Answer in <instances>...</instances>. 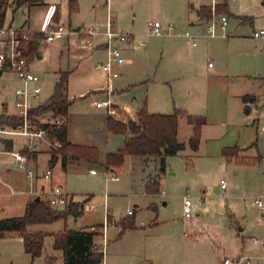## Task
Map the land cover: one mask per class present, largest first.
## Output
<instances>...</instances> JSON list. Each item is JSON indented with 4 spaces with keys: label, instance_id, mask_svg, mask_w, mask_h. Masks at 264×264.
<instances>
[{
    "label": "rangeland",
    "instance_id": "374dc122",
    "mask_svg": "<svg viewBox=\"0 0 264 264\" xmlns=\"http://www.w3.org/2000/svg\"><path fill=\"white\" fill-rule=\"evenodd\" d=\"M187 1L111 0V15L118 32L131 34L135 38L138 36L137 42L145 43L146 48L138 54L149 51V55L144 58L145 67L143 66L148 72L146 82L149 84L124 92L121 95L122 101L133 104L141 97H148L157 103L165 97L167 101L170 98L168 102L171 103V98L174 97L177 101L187 100L197 105L200 102L201 114L198 115L205 118L206 125L199 151L195 153L185 147L177 154L168 156L163 173H159L158 158L154 156L148 157L146 161H142L144 158L141 156L128 157L121 171L111 173L102 164H90L82 159L68 160L66 169H63L59 155L48 166L50 153L42 152L40 155L38 171H51L50 180H39L45 191L59 187L79 201L89 195V201L95 207L90 212H82L78 216H69L51 224H35L32 228L42 231H59L64 228L81 230L104 223L105 234L104 227H96L99 234L95 241L99 247L103 245L105 264H223L224 259L234 260L239 257L248 260L249 264H264V246L253 243L247 232H235L237 224L248 225L252 221L251 217L258 213L252 202L264 193V162L259 161L255 166L227 165L225 161L218 159L220 154L213 149L209 150L210 143L214 140L239 141L238 146L249 147L248 153L251 155L264 156V138L257 133L256 123L253 124V120L260 116L264 98V40L241 37L227 49L223 48L219 53L209 55L204 64L214 65L226 77L208 79L203 76L201 84H191V89L187 84H181V77L174 76L170 80L174 74L164 71V37L177 36L173 39L178 44L177 47L189 49L182 43L187 39L183 37L182 25L177 23L185 11ZM104 2L99 0L102 20H106ZM14 8L7 9L5 24H9ZM26 18V9L18 7L14 12V25H20ZM149 21H158L166 27L172 25V34L151 35L147 26ZM169 57H172L171 54ZM82 86L83 84H72L71 89L78 91ZM48 90L43 96L49 95ZM245 94L256 97V106L250 103L242 106L241 98ZM70 105L71 129L76 134L83 131L79 129L82 122L79 115L87 114L91 117L102 111L91 107L85 97L76 99ZM246 110L249 112L246 113ZM113 118L119 120L118 115ZM36 121L50 126L53 118L44 113ZM96 124L99 125L97 121ZM82 127L85 129V123ZM190 135L191 128L181 118L178 141L186 143ZM248 136L251 140H247ZM115 138L120 137H112L108 144L113 151L122 146H116ZM15 140L21 143L26 141L24 137H16ZM89 169H94L96 174L91 175ZM112 174L118 176L119 180L107 179ZM150 178H160L163 198L145 194L144 187ZM221 179L226 183L225 197L221 192ZM28 180L20 176L21 188L24 190L29 186ZM152 186L156 188L154 183ZM186 194L190 202H193L195 195L213 197L211 213L195 220V213L192 211V217L184 219L182 203ZM41 196L42 200H47L45 194ZM26 197L15 194L3 198L0 201V216H21ZM221 197L222 200H219ZM163 201L166 205H163ZM150 205L152 206L149 207ZM128 209L135 211V223H143L144 231L119 235L120 228L107 225L105 215L109 213L114 219H122ZM228 214L232 216L230 223ZM261 235L262 232L255 233L252 237ZM51 243L52 238L47 235L37 264H44L45 256L51 251ZM24 256L21 244L15 240L0 239V264H23Z\"/></svg>",
    "mask_w": 264,
    "mask_h": 264
},
{
    "label": "crops",
    "instance_id": "0c3cea01",
    "mask_svg": "<svg viewBox=\"0 0 264 264\" xmlns=\"http://www.w3.org/2000/svg\"><path fill=\"white\" fill-rule=\"evenodd\" d=\"M104 1L105 2L103 8L105 10L106 20L101 19V8H100L99 0H44V2L40 4H34V5L23 4L21 6H16L14 0H8L5 13L7 12V9L12 8L13 6L15 8L12 10V17L9 24H5V22L3 21L2 24L5 26L11 25L13 27L28 28L29 30H33V32L37 33L38 32L37 30L39 29V26L44 18L47 6L54 5L55 12L53 16V22L62 23L65 25L67 29V33L62 40H56L53 42H45V41L39 42L38 40L37 49H36L37 54L30 59L31 71L34 72L36 75H38L40 78L39 80V85L41 87V92L39 96L40 103H44L51 97L53 93L54 85L59 78V74L64 72L68 74L67 87H68L69 105L74 103L76 99H81L85 97L88 99L90 106L94 107L93 103L95 101L101 99H108L110 100L112 105L119 111L118 121L124 123L128 122L129 120L135 121L136 113L143 105L146 106L147 111L151 114H171L175 108H178L185 110L190 115L201 116L198 115L201 114L200 102L197 105L196 103L193 102L190 103L187 100L177 101V99L174 97L171 98V103L168 102L170 101V98L167 101V98L165 97L157 103L154 101L152 102L151 100H149L148 97L147 98L141 97L138 100V102H134L133 104L124 103L122 101L123 99L121 98V95L124 92L130 91L134 89V87L135 89H139L142 84H149L146 82V78L149 76L148 72L144 70L145 67L144 58L147 57V55H149V51L145 50L144 54L142 55L138 54L139 52H141L143 49L146 48L145 45L142 48L139 47V44L144 42H140V43L137 42V39L139 40L138 36L136 38L135 36L132 37V39L126 43L114 42L115 45L120 47L122 55L127 62L122 65L115 66L114 69L115 71L118 72V76L116 78H113L109 83L107 82L105 73L100 68L97 67V64L104 63L107 59V39L103 34V32L105 30L106 22L108 18L111 19L113 30L114 31H118V30L114 26V22L111 15L112 12L111 0H104ZM225 1L227 2L226 13L220 11L219 13L225 14L227 16V24L224 29H221L219 23L217 22L216 35L213 37H210L208 35L207 26H208L209 18L207 19L203 17L199 12L200 8H208L204 0L187 1V6L185 8V11L183 12V15L180 16V20H178L177 23L182 25L180 26L182 30H184L183 37L187 39L185 40V42L182 43L183 45L188 46L189 49L184 50L182 48L177 47L178 44L173 41V39L176 38L177 36L164 37L165 41L163 43V48L166 54V62H165L166 65L164 66L165 67L164 71L165 72L168 71L169 73L174 74L173 76H171L170 80L174 79V76L175 78L181 77L183 80L181 84H187L188 88L191 89V84H201V79L203 78V76L208 79H220L222 77H226V75L221 73V71L215 68L214 65L209 66V63H207V65L204 64L205 60L209 58V55L213 53H219V51L222 50L223 48L227 49L232 45V43H235L236 40L241 39V37L249 36L253 39L264 40V37L253 36V32L261 29L264 30V0H225ZM70 6L75 8L73 12H70L69 10ZM18 7H23L26 9L27 18L26 20H24V22L20 23V25L15 26L14 12ZM255 9H257L258 11H256ZM4 20H5V16H4ZM162 26L163 28L166 27V25H162ZM92 27L93 29L97 30L98 33L92 36L86 35L85 31ZM185 33H188L193 38L189 39L188 37L185 36ZM222 44L224 45L222 46ZM169 54H171L172 57H169ZM225 69H227V66H225ZM205 81L206 80H204V82ZM72 84H83V86L82 88L77 89L78 91H73V89H71ZM17 85H19V82L15 80L12 75L4 74L0 76V86H1L0 116L1 115L14 116V111L12 110L13 108L11 109L13 102L12 89ZM47 90L50 91L49 95L43 96V94ZM92 92L95 94L91 95ZM8 97L10 100H8ZM130 101L132 102L133 100L131 99ZM35 103L36 102H33V104ZM241 103L242 106L249 103L256 106V97L250 94H245L241 98ZM94 108L95 110H102V111L96 112L97 115H92L91 117L87 116V114H84V116L79 115L82 121L79 125V129L80 130L83 129V131L80 134L77 133L78 136L76 133H74L73 129H71L72 114L69 112V108H68V113L66 115V133H67V139L71 144L96 147L99 152L98 164H103L106 154L115 152L111 148H109L108 144L110 139H112V137L114 136L115 137L119 136L120 138H115V143L116 146H120L123 145L125 136L122 134L110 133L106 127V119L108 117V114L103 108H96V107ZM248 112L249 110H246V113ZM39 118L40 115L36 117V119ZM180 119L178 120V126ZM184 120L186 122L185 118ZM96 121L98 122L99 125L96 124ZM84 123L86 126L85 129L82 127ZM254 123H256V120H253V124ZM205 125H206V121L201 129L199 147L196 151H193L195 153L199 151L202 145ZM188 126L191 128L190 125ZM73 134L76 135L77 137L76 136L74 137ZM177 134H178V130H177ZM191 134H192V128H191ZM16 137H24L25 140L27 139L23 135H14V134L12 135L5 134L1 138V142L5 151L0 154V201L3 198L6 197L8 198L15 194L26 195L27 197L24 202V209H25V205L28 200H31L35 197L42 198L41 195L49 191V190L45 191L42 184L41 185L39 184V180L42 179L41 174L44 171L39 172L37 166L41 157L40 156L41 153L42 152L50 153L51 148L48 146L47 143L41 141L38 144L39 147H37L35 151L27 154L28 162L26 166L28 169H31L33 171V177L29 178L27 177L25 170L19 169L13 166V164L11 163V155L9 152L23 151L26 143V141L24 143H21L15 140ZM247 140H251L249 139V136ZM238 142L239 141H223V140L219 142L214 140L212 143H210L209 150L211 151L213 149L214 152H216L218 155L220 154V157L217 158L221 162L225 161L227 165L233 164L237 166L239 164L236 163L234 159L228 161L222 156L221 153L222 149L226 147H237L241 149L239 155L243 159L258 158L259 161L264 162V156L251 155L250 153H248L249 147L243 148L240 145L238 146L239 144ZM128 157H137V156H126L124 158V161ZM141 157L144 158L142 161H146L148 157H152V156H141ZM167 157H165V169H166ZM49 162H50V158L47 159V163L48 166H51ZM258 162L251 165L255 166L257 165ZM241 166H247V165L240 164V166L238 167ZM90 170L91 169H89V172ZM111 173H115V172H111ZM90 174L95 175L96 172ZM20 176L27 180L28 179L31 180V181L28 180L29 186L27 187V190L21 188ZM50 179L51 176L46 180H50ZM107 179H110V177ZM118 180H112V181H118ZM153 183L156 185V188L151 186ZM160 188H161L160 178L159 179L150 178L145 184L144 191L146 195H150V196L154 195L159 198L160 197L163 198L164 195L160 194ZM225 189H226V183H225V188L221 189V192L223 193L222 196L224 197H225V191H224ZM10 190H12L13 193H10ZM68 196L71 195L68 194ZM46 197L47 194H45V198ZM86 197L87 196H84V198ZM213 199H214L213 197H206V196L198 197L197 195H195L193 202H191L192 211L195 213V220L199 219L201 215L211 213ZM219 200H222V197L219 198ZM84 205H91L92 207L90 209H85L83 206V212H90L95 207L94 204L90 203L89 200ZM163 205H166L165 201H163ZM252 205H254L253 202ZM151 206L152 205H150L149 207ZM131 211H132L131 214H127L126 212V216L124 218L133 217L135 211L134 210ZM257 211L258 213L255 215V217H251L252 221L248 223V225L245 223L241 225L237 224L238 226L237 229H235V232L238 231L243 233L247 232L248 236L251 237L255 233L261 234L262 232L263 235L264 222L260 216V211L258 210V208ZM0 212L2 211L0 210ZM107 214L109 213H106V215ZM106 215H105V220H106ZM110 216L112 221L111 223H107V225L116 226L114 223L117 222L119 219L117 220L114 219L112 215ZM231 217H232L231 214H228L229 223L231 222ZM3 218L4 217L0 216V219ZM133 219H134L135 228L124 231L125 234L129 232L144 231L145 227L143 223L136 224L134 217ZM34 226L35 225L30 226L29 229L31 231H42V230L33 229L32 227ZM103 227L105 234V227H106L105 224ZM42 232L47 233L48 236L52 238L51 251L44 258V264H45L47 257L59 258L60 252L52 248L53 237L50 235L51 233L57 231H42ZM95 238H94V242L96 243ZM0 239L15 240L17 243L21 244V249H23L22 239L18 237L16 233H10ZM101 246L103 247V245ZM23 254H25L23 258L24 260L22 259L24 262L23 264H37V260L40 259L41 256L40 255L39 257H36L35 259L31 260L30 256L28 255V253L24 251V249H23ZM103 262L105 264L104 253H103Z\"/></svg>",
    "mask_w": 264,
    "mask_h": 264
},
{
    "label": "trees",
    "instance_id": "16d2710c",
    "mask_svg": "<svg viewBox=\"0 0 264 264\" xmlns=\"http://www.w3.org/2000/svg\"><path fill=\"white\" fill-rule=\"evenodd\" d=\"M16 6L23 4L34 5L43 3L44 0H14ZM8 0H0V23L4 21L5 10ZM71 3V2H70ZM227 2L224 1L218 6V12L226 13ZM75 8L70 6V12ZM200 14L209 18V9L200 8ZM42 38L41 34H36L30 42L28 57L31 59L37 54V42ZM68 74L60 73L56 81L51 97L33 108L29 116L33 121L36 117L44 113L52 115H64L68 113ZM184 117L188 125L192 128V134L186 143L177 139L178 120ZM205 123L203 116L188 114L185 110L175 108L171 114H151L143 105L136 113L135 121L121 122L107 117L106 127L110 133L122 134L125 136L123 145L115 152L107 153L102 166L108 172L121 170L126 156H154L158 158L159 173L165 169V157L175 155L179 151L188 147L196 151L200 144L201 129ZM19 125V120L11 115L0 116V127L14 128ZM36 129H44L51 139L60 142L59 148L50 149V165L59 155L61 166L66 169L68 160L82 159L90 164H98L99 152L93 146H81L71 144L67 139L66 124L56 127L48 124L35 122ZM237 147H226L222 149V156L230 161L234 159L238 164L251 165L259 161L258 158L243 159ZM152 186V185H151ZM91 199L87 196L81 201H76L73 196L68 197V202L63 209L53 208L48 201L36 197L28 200L24 213L17 217L0 219V238L10 233H16L22 239L23 249L30 256L31 260L39 257L44 246V238L48 235L42 231H31L30 226L35 224H48L57 220H65L68 216H78L83 212L84 204ZM109 214L106 215V222L111 223ZM120 228L119 235L128 229H134V219L122 218L114 223ZM104 224H98L90 229L72 230L64 228L61 231L51 233L53 237L52 248L60 252V257H47L45 264H102L103 252L101 247L94 242V238L99 234L95 228H102ZM94 228V229H93Z\"/></svg>",
    "mask_w": 264,
    "mask_h": 264
},
{
    "label": "built area",
    "instance_id": "2783aa9c",
    "mask_svg": "<svg viewBox=\"0 0 264 264\" xmlns=\"http://www.w3.org/2000/svg\"><path fill=\"white\" fill-rule=\"evenodd\" d=\"M224 1L225 0H204L210 12L207 26L208 35L210 37L216 35L217 22L219 23L221 29H224L227 24V16L218 12V6ZM54 12L55 6L48 5L37 33L29 30L28 28L13 27L11 25L5 26L0 23V76L10 74L19 82V85L13 87L12 89V107L14 110V117L19 120V125L14 128L0 127V154L5 151L1 142L3 135L14 134L25 136L27 139L23 151H12L9 153L11 155V163L13 166L25 170L26 175L29 178L33 177V171L28 169L26 166L28 162L27 154L35 151L41 141L47 143L50 148H59L61 146L60 142L49 138L46 130L36 129L35 121H33L29 116L30 111L41 104L39 101L41 92V87L39 85L40 78L30 69V58L28 57L30 42L36 34L42 35L39 42H53L56 40H62L67 33V29L64 24L53 22ZM147 26L149 28V33L154 36H162L165 34L169 35L173 30L172 25L169 24L166 28H163L161 23L158 21H149ZM97 33L98 31L93 28H89L85 31V34L90 36ZM103 34L107 39V59L104 63H98L97 67L105 73L107 82L109 83L113 78L118 76V72L114 69L115 66H119L127 62L122 55L120 47L115 45L114 42L126 43L132 39V36L128 33L114 31L110 18H108L106 22ZM185 36L189 39L193 38L188 33H185ZM253 36L264 37V30L261 29L253 32ZM144 45V43H140L139 47L142 48ZM209 66H211L210 63ZM33 102L36 103L33 104ZM93 106L96 108H103L106 113L112 117L119 114V111L108 99L97 100L93 103ZM48 114H50L53 118L51 125L61 127L66 124V116H53L52 113L49 112ZM256 124L258 134L264 138V98L260 116L256 118ZM94 172V169L90 170V173ZM41 175L42 178L48 179L51 175L50 169H46ZM110 179L118 180V176L112 174ZM220 187L221 189L225 188L224 180H220ZM10 193H13V191L10 190ZM45 194H47L48 203L53 208H65L69 196L59 187H53ZM160 194L163 195V192H160ZM253 204L260 211V216L264 222V193L262 196L255 198L253 200ZM91 207V205H84L85 209H90ZM131 213V210L127 211V214ZM182 214L186 219H190L192 217L191 202L187 194L183 196ZM251 239L253 243L264 246V233L260 237H251ZM101 250L102 252L104 251L103 247H101ZM247 263L249 264L250 262L248 260H244L243 258H237L234 260L224 259L223 261V264ZM255 263L256 262H252V264ZM102 264H104L103 260Z\"/></svg>",
    "mask_w": 264,
    "mask_h": 264
},
{
    "label": "water",
    "instance_id": "95a60500",
    "mask_svg": "<svg viewBox=\"0 0 264 264\" xmlns=\"http://www.w3.org/2000/svg\"><path fill=\"white\" fill-rule=\"evenodd\" d=\"M39 199V197H36V200H38Z\"/></svg>",
    "mask_w": 264,
    "mask_h": 264
}]
</instances>
